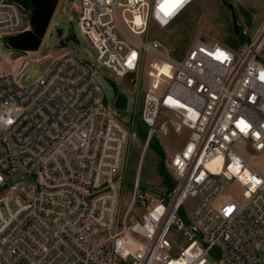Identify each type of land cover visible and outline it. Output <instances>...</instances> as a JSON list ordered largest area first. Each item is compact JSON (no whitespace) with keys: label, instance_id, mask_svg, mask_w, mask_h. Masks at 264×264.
I'll use <instances>...</instances> for the list:
<instances>
[{"label":"built area","instance_id":"obj_1","mask_svg":"<svg viewBox=\"0 0 264 264\" xmlns=\"http://www.w3.org/2000/svg\"><path fill=\"white\" fill-rule=\"evenodd\" d=\"M195 1L165 15L169 0H80L96 59L44 55L36 61L51 58L48 68L29 84L33 61L12 66L0 48V264H264V176L235 148L264 151V18L253 35L242 27L238 48L201 32L178 59L151 26L168 27ZM24 18L0 0L5 44L33 29ZM150 61L167 75L159 91L143 88ZM104 68L137 91L132 111L128 96L125 110L109 102ZM137 111L142 156L167 112L188 132L163 192L141 188L140 167L128 177ZM225 180L242 198L220 199Z\"/></svg>","mask_w":264,"mask_h":264},{"label":"rangeland","instance_id":"obj_2","mask_svg":"<svg viewBox=\"0 0 264 264\" xmlns=\"http://www.w3.org/2000/svg\"><path fill=\"white\" fill-rule=\"evenodd\" d=\"M25 13V25L33 16V10L28 9L22 0H15ZM235 7L237 19L245 28H252L264 15V0H227ZM80 0H59L52 20L43 37L42 44L36 52H25L5 44L0 39V48L6 54L12 66H16L24 58L32 60V65L22 77L23 84H29L40 78L48 68L51 58L37 62L44 55L58 56L63 52H71L84 60L94 61L96 52L89 40L81 32L78 20V7ZM33 9V8H32ZM209 34L225 44L238 48L242 41V34H236L233 27L232 11L222 0H196L194 4L179 16L171 25L162 28L156 22L152 23V36L163 43L175 58H182L189 50L197 36L201 33ZM146 68L144 89L153 88L156 91L162 89L167 77L163 72L158 73L159 64L150 61ZM154 72V73H151ZM98 80L101 83L106 96L111 104L115 103L116 93L122 91L129 98L128 111L135 108L137 91L123 78H117L109 69L104 68ZM144 90L141 91L138 111L142 108ZM136 115L133 138L129 146L128 177L134 179L140 167L141 188L155 193L169 189L168 182L161 172V166L170 173L167 159L170 160L174 148L180 149L186 142L188 132L186 129L176 130L177 117L173 112L164 114L159 123V134H155L152 142L145 148L148 127L140 122ZM142 129H139V128ZM236 150L244 156L250 165L264 176V151L255 152L249 148L247 142L235 143ZM129 185H131L129 183ZM131 188H128L130 191ZM243 187L236 180H225L220 199L229 196L242 198ZM192 201H188V205ZM210 263L213 259L209 257Z\"/></svg>","mask_w":264,"mask_h":264},{"label":"water","instance_id":"obj_3","mask_svg":"<svg viewBox=\"0 0 264 264\" xmlns=\"http://www.w3.org/2000/svg\"><path fill=\"white\" fill-rule=\"evenodd\" d=\"M222 1L232 11L233 27L235 33L241 34L243 25L237 19L234 5L227 0ZM58 3L59 0H31L33 7L31 25L33 29L24 31L14 36H10L7 39L8 44L13 48L23 51H38ZM127 101V95L124 92L119 91L115 101L116 108L125 110L127 108Z\"/></svg>","mask_w":264,"mask_h":264},{"label":"trees","instance_id":"obj_4","mask_svg":"<svg viewBox=\"0 0 264 264\" xmlns=\"http://www.w3.org/2000/svg\"><path fill=\"white\" fill-rule=\"evenodd\" d=\"M22 2L24 3V5L28 8L33 10L32 8V4H31V0H22ZM242 38L244 39V35H242ZM145 127V126H144ZM139 129H142L141 127ZM148 133V132H147ZM152 142V140H151ZM151 142L149 143V145L151 144ZM161 172L164 176V178L166 179V181L168 182V186L169 189L172 188V186L174 185L173 181L170 179L168 172L166 171V168H164L163 166H161Z\"/></svg>","mask_w":264,"mask_h":264},{"label":"snow or ice","instance_id":"obj_5","mask_svg":"<svg viewBox=\"0 0 264 264\" xmlns=\"http://www.w3.org/2000/svg\"><path fill=\"white\" fill-rule=\"evenodd\" d=\"M187 0H169L170 8L165 11V15H171L174 11L182 7Z\"/></svg>","mask_w":264,"mask_h":264},{"label":"crops","instance_id":"obj_6","mask_svg":"<svg viewBox=\"0 0 264 264\" xmlns=\"http://www.w3.org/2000/svg\"><path fill=\"white\" fill-rule=\"evenodd\" d=\"M263 18H264V15H262V16L260 17L258 23L252 25V28H250V29L247 28V29H248V32H249L250 35H253V34L255 33L256 28H257L258 25L262 22Z\"/></svg>","mask_w":264,"mask_h":264},{"label":"bare ground","instance_id":"obj_7","mask_svg":"<svg viewBox=\"0 0 264 264\" xmlns=\"http://www.w3.org/2000/svg\"><path fill=\"white\" fill-rule=\"evenodd\" d=\"M217 160H218V159H215V160L210 164V166H214L215 163L217 162Z\"/></svg>","mask_w":264,"mask_h":264}]
</instances>
